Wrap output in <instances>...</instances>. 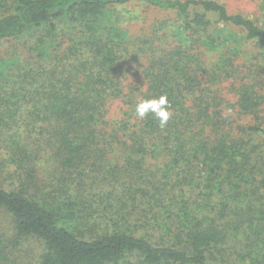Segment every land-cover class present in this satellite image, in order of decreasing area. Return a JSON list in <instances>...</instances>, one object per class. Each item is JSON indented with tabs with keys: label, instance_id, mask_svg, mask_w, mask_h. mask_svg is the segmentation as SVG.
<instances>
[{
	"label": "trees",
	"instance_id": "trees-1",
	"mask_svg": "<svg viewBox=\"0 0 264 264\" xmlns=\"http://www.w3.org/2000/svg\"><path fill=\"white\" fill-rule=\"evenodd\" d=\"M131 1L0 0V210L38 264H264V3Z\"/></svg>",
	"mask_w": 264,
	"mask_h": 264
},
{
	"label": "rangeland",
	"instance_id": "rangeland-1",
	"mask_svg": "<svg viewBox=\"0 0 264 264\" xmlns=\"http://www.w3.org/2000/svg\"><path fill=\"white\" fill-rule=\"evenodd\" d=\"M228 8L230 12H239L254 18V13L260 12V2L264 0H217ZM263 6V5H262ZM259 7V8H258ZM257 9L258 12H257ZM172 17L170 12L157 11L154 8L147 6L144 2L133 0L125 5L117 6L114 10V20L125 29L134 32L141 30L143 27L154 25L157 19ZM259 20H263L258 17ZM257 19V18H256ZM159 31L168 30L166 26H155ZM237 131V130H235ZM40 161H38V171L36 178L39 183L48 182L50 180V160L49 150ZM1 180V179H0ZM14 225L10 216L3 210H0V242L6 248V255L12 264H38V257L41 252V243L38 239L32 237L22 238L17 240L15 237Z\"/></svg>",
	"mask_w": 264,
	"mask_h": 264
},
{
	"label": "clouds",
	"instance_id": "clouds-1",
	"mask_svg": "<svg viewBox=\"0 0 264 264\" xmlns=\"http://www.w3.org/2000/svg\"><path fill=\"white\" fill-rule=\"evenodd\" d=\"M168 105L169 101L166 95L142 98L135 105V113L140 119H144L147 115L152 114L158 120L159 126L163 128L171 116Z\"/></svg>",
	"mask_w": 264,
	"mask_h": 264
}]
</instances>
